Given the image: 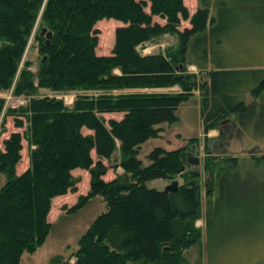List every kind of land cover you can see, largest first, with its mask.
Returning a JSON list of instances; mask_svg holds the SVG:
<instances>
[{
    "label": "trees",
    "instance_id": "trees-1",
    "mask_svg": "<svg viewBox=\"0 0 264 264\" xmlns=\"http://www.w3.org/2000/svg\"><path fill=\"white\" fill-rule=\"evenodd\" d=\"M197 3L189 14L183 0H0V92L27 97L17 107H3L0 98V134L6 117L21 129L1 140L0 264H18L22 253L43 243L51 199L75 190V169L87 171L88 190L68 211L96 195L105 209L69 257L54 254L47 264H199L184 255L200 239L194 225L199 173L184 167L185 151L198 138L170 150L154 146L144 154L145 163L138 157L140 144L160 137L162 124L178 121V106L194 91L205 193L214 194L205 209V228L232 215L264 228V154L249 152L245 162L226 153L230 138L264 133V67L233 68L213 59L216 46L244 20L264 28V0ZM102 18L122 23L106 55L95 51L94 24ZM183 21L188 26L180 28ZM34 24L40 57L32 72L21 58ZM42 27L50 32L47 45L38 35ZM163 36L173 41L153 53L137 51L141 43L155 44ZM40 89L75 97L67 107L61 97L37 95ZM112 114L121 116H104ZM211 129L217 130L215 137L206 136ZM22 142L27 167L17 174ZM115 153L113 166L122 172L104 180L103 161ZM176 176L184 182L172 192L144 185ZM238 186L245 189L241 198Z\"/></svg>",
    "mask_w": 264,
    "mask_h": 264
},
{
    "label": "rangeland",
    "instance_id": "rangeland-1",
    "mask_svg": "<svg viewBox=\"0 0 264 264\" xmlns=\"http://www.w3.org/2000/svg\"><path fill=\"white\" fill-rule=\"evenodd\" d=\"M183 2L189 8L188 11L190 13H193L198 4L197 0H183ZM154 19L157 18L154 17ZM244 21L242 23L244 25L238 29H231L227 36L222 39L221 43L216 46L213 51V59L215 62L233 68L264 67V28L261 26H252L249 20ZM36 24H34L21 58V62L23 60L30 62L28 68L32 72L36 70L40 57L33 42V32ZM120 25H122L121 22L106 18L95 22L94 28L97 30L95 51L97 54L106 55L110 53L113 46L114 30ZM185 26H188L187 21L181 22L179 27L182 28ZM172 41L173 39L170 36H163L155 44L145 43L146 47L142 50L141 54L161 50L166 44ZM206 67L209 68L210 65ZM190 68L192 72H196L194 66H187L188 70ZM40 94L61 97L64 105L67 107L71 106L75 97V93L73 92L56 94L45 89H40L37 95ZM20 97H22V104H24L27 97L23 95ZM196 102L197 98L193 96H190L188 100L182 102L176 111L179 120L170 126L162 124L160 137L148 139L140 144L138 157L145 163L144 154L154 146H160L165 150H170L184 145L185 139H179L180 136L176 134L177 132L188 135V137L198 136L199 144L197 143L193 147L189 145L185 152L190 151L193 153L194 150L198 151V164L189 166L188 168L199 173L197 179L199 217L194 221V225L199 229L200 239L197 244L184 251L186 259L191 263L198 262L199 264H264V228L260 222L245 218L240 219L239 217H235V215L225 218L224 216H219L215 218V221L209 228H205V209L207 204L212 201L214 194L207 196L205 193L207 174L202 169L204 152L202 149V135L199 134L201 130H199V110ZM104 116L105 118L114 117L119 119L121 115L112 114ZM5 120V131L0 134V148H2L1 140L7 137L10 132L21 130L12 126L10 117H6ZM87 132V130L82 129V133ZM244 140L240 136L230 138L229 145L226 148L227 155L237 156L246 162V160H249L247 158L249 152H253L256 155L264 154V146L259 147L247 143ZM22 145L21 157L15 169L17 174L27 167V149L24 142H22ZM115 156L116 153L109 161H103L107 168L102 177L104 180H109L114 175L122 172L120 167L113 166V158ZM72 173L79 177V181L75 185V190L67 191L51 199L49 211L46 216L51 226L45 240L32 253H22L18 264H47L49 257L54 254H63L65 257H69L77 246L76 242L78 237L84 232L93 218L105 209L101 197L96 195L88 199L82 207L74 212L68 211L69 207L77 202V198L80 195H85L88 190L89 178L87 171L75 169ZM174 179L178 185L184 182L177 176ZM170 180L152 179L146 181L144 185L148 188L162 190ZM3 182L4 176L0 174V186ZM212 189H214V185ZM244 190V186H238L239 198L243 196ZM236 210L235 212L241 213V207H237ZM69 261L72 262L73 258L70 257Z\"/></svg>",
    "mask_w": 264,
    "mask_h": 264
},
{
    "label": "water",
    "instance_id": "water-1",
    "mask_svg": "<svg viewBox=\"0 0 264 264\" xmlns=\"http://www.w3.org/2000/svg\"><path fill=\"white\" fill-rule=\"evenodd\" d=\"M38 35L39 36H44L45 40H44V44H48V40L50 38V32L49 31H46L45 28H40L39 32H38ZM145 43H141L138 47H137V51L139 53L142 52V50L145 48ZM45 59V56H42L41 57V62H43ZM225 120H222V122H224ZM193 147V145L191 146ZM185 162H184V166L185 167H189V166H194V165H197L198 164V151L197 150H194V152H190V151H187L185 152ZM183 169V165L180 166L179 170H182ZM178 187V184H177V181L175 179H171L169 181L168 184H166L162 191H166V192H172V191H175Z\"/></svg>",
    "mask_w": 264,
    "mask_h": 264
},
{
    "label": "crops",
    "instance_id": "crops-1",
    "mask_svg": "<svg viewBox=\"0 0 264 264\" xmlns=\"http://www.w3.org/2000/svg\"><path fill=\"white\" fill-rule=\"evenodd\" d=\"M186 5V4H185ZM187 6V5H186ZM188 8V7H187ZM188 10H189V8H188ZM195 10V9H194ZM189 14H191L190 12H189ZM189 71H191V68L189 69ZM115 72H117V70H115ZM172 89H176V87H173ZM193 97H195V98H197V102H196V105H197V108H198V110H199V101H198V96H197V91H194V94L192 95ZM189 99V98H188ZM187 99V100H188ZM177 114V113H176ZM119 115H121V114H119ZM177 117H178V115H177ZM198 117H199V111H198ZM230 119L231 118H227V119H224L225 121L223 122V123H227L228 121H230ZM178 120H179V117H178ZM199 130H201V125H200V119H199ZM217 130H215V129H211V130H208L207 131V133H206V136H208V137H215L216 135H217ZM176 134H178L180 137H179V139H187V138H189L188 137V135H183V134H181V133H179V132H177ZM199 134H201L202 135V133H201V131H199ZM160 135H161V133H160ZM193 137V136H192ZM194 137H196V136H194ZM198 137V136H197ZM243 137V139H245L244 141H246L247 143H251V144H254V145H256V146H264V133L263 134H261V135H254V134H252V133H249V132H247V133H244V134H241L240 135V138H242ZM233 141V140H232ZM199 144V143H198ZM17 168V167H16ZM22 172V171H21ZM20 172V173H21ZM164 184H165V182H164Z\"/></svg>",
    "mask_w": 264,
    "mask_h": 264
},
{
    "label": "built area",
    "instance_id": "built-area-1",
    "mask_svg": "<svg viewBox=\"0 0 264 264\" xmlns=\"http://www.w3.org/2000/svg\"><path fill=\"white\" fill-rule=\"evenodd\" d=\"M0 96L4 100L3 107H17L22 105V97L12 95L11 91L0 92Z\"/></svg>",
    "mask_w": 264,
    "mask_h": 264
},
{
    "label": "flooded vegetation",
    "instance_id": "flooded-vegetation-1",
    "mask_svg": "<svg viewBox=\"0 0 264 264\" xmlns=\"http://www.w3.org/2000/svg\"><path fill=\"white\" fill-rule=\"evenodd\" d=\"M191 149V148H190Z\"/></svg>",
    "mask_w": 264,
    "mask_h": 264
}]
</instances>
